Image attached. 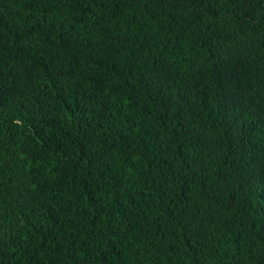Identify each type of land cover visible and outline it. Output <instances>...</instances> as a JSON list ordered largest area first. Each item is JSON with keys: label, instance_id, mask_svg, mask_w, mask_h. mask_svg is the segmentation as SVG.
<instances>
[{"label": "trees", "instance_id": "1", "mask_svg": "<svg viewBox=\"0 0 264 264\" xmlns=\"http://www.w3.org/2000/svg\"><path fill=\"white\" fill-rule=\"evenodd\" d=\"M0 264H264V0H0Z\"/></svg>", "mask_w": 264, "mask_h": 264}]
</instances>
